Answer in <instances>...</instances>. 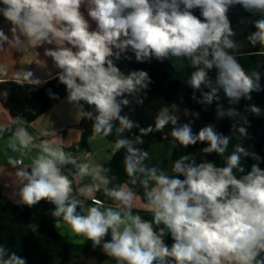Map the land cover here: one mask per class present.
Wrapping results in <instances>:
<instances>
[{
	"label": "clouds",
	"instance_id": "clouds-1",
	"mask_svg": "<svg viewBox=\"0 0 264 264\" xmlns=\"http://www.w3.org/2000/svg\"><path fill=\"white\" fill-rule=\"evenodd\" d=\"M82 2L0 0L5 6L0 8V13L13 25L10 29L13 40L9 43L19 45L22 35L33 46L53 41L59 45L45 54L62 70L59 81L66 85L69 100H83L95 106L94 135L108 136L113 121L119 122L118 133L131 130L133 122L120 115L121 105L129 101L117 98L136 91L137 86L147 87L143 83L146 72H133L127 77L120 73L109 59L114 48L119 50L115 53L119 58L130 47L137 61L169 55L190 58L197 67L189 82L193 89H200L202 84L210 86L206 69L215 67L218 87L204 94L208 103L221 88L231 101L251 99L250 93L259 90V74H246L226 51L236 47L230 39L234 32L227 12L231 5L240 4L247 11L264 13V0H88V15L97 25V30L92 31L80 12ZM197 9L199 16L194 14ZM255 28L250 42L264 46V18L255 21ZM7 40L0 30V41ZM65 42L71 47L64 46ZM201 64L203 67H198ZM31 75L27 72L25 79ZM251 111L258 115L260 109L252 106ZM87 115L91 117V113ZM169 121L176 124L175 117L159 115L155 130H162ZM152 131L151 126L140 128L141 136ZM239 132L245 135L246 129L240 127ZM171 136L184 147L207 141L208 146L203 149L206 153L223 154L229 144V137L216 134L211 126L193 136L186 124L173 128ZM15 138L22 147H27L33 139L24 128L17 129ZM135 143H143L140 136ZM116 148L127 151L125 171L129 177L137 172L145 176L141 184L147 190V207L154 213L152 222L132 214L135 193L126 187L105 189V194L123 207V215L112 208L102 211L103 201L99 199H93L95 206L88 208L87 215L78 214L79 201L70 199L72 181L61 174L59 165L71 163L78 167L80 176L92 175L102 183L107 180L100 175V166L77 165L76 159L62 149L49 147L48 142H44L42 154L33 159L31 172L17 173L27 180L20 191L22 201L28 206L41 200L54 203L53 215L62 217L74 234L91 240L94 247L111 230V240L103 244V251L116 258L118 264L157 261L164 264L166 257L173 258L175 264H264V258L258 259L264 253V170L254 164L241 178L233 174V169L244 171L240 154L248 153L243 147L237 145L222 168L211 162L185 164L188 157H181L172 171L182 174L184 179L163 172L158 174L155 167H146L143 162L148 152L134 147L132 140L118 139ZM150 181L154 186L149 189ZM99 190V184L87 188L88 192ZM153 223L163 224L169 230L174 241L171 248L162 240L164 230L154 231ZM0 264H24V261L13 254L7 260L0 259Z\"/></svg>",
	"mask_w": 264,
	"mask_h": 264
},
{
	"label": "trees",
	"instance_id": "trees-1",
	"mask_svg": "<svg viewBox=\"0 0 264 264\" xmlns=\"http://www.w3.org/2000/svg\"><path fill=\"white\" fill-rule=\"evenodd\" d=\"M3 7L5 6L0 3V8ZM194 14L199 16V10H194ZM227 16L234 32L231 38L242 43V53H247L249 60L255 63L260 77L259 90L250 93L251 99L243 98L239 109L232 110L230 114L224 98L217 100V96H214L211 103L205 101L204 94L208 93V86L202 84L200 89L192 88L183 69L170 63V59L174 56L169 55L163 59L152 56L137 61L135 53L129 47L128 50L119 54V58L114 53L109 59L125 77L133 72H146L147 78L143 83L147 84V87L137 86L136 91L125 93L117 98L129 101L127 105H121L120 115L130 119L133 122V128L118 133L119 122L113 121L112 132L108 136L102 133L100 135L115 143L121 138L132 140L134 147L147 152L157 143L173 146V156L170 157L171 170L175 161L183 156L188 157L185 164L199 165L211 162L218 168L225 167L227 157L235 151L237 145L243 147L248 153V155L240 154V166L244 171L233 169V174L237 178L250 172L254 164L264 170V46L259 43L253 45L249 39L252 33L257 31L255 21L264 18V13L247 11L242 5L234 4L229 7ZM233 56L241 65V56L238 54ZM206 71L210 77L217 70L213 67ZM68 94L66 85L59 81V75L41 83L1 81L0 102L14 121L7 128L0 129V140L15 137V132L19 128H29L31 122ZM79 102L85 109L84 116L78 124L81 131L79 145L87 149L88 140L94 135L93 125L97 112L94 105H88L83 100ZM171 105L195 111L202 121L213 125L212 128L216 134L229 137L226 151L223 154L204 152L203 149L208 146L207 141H197L195 145L187 147L181 146L171 136L173 128L183 126L178 120L175 125L169 121L162 130H155L156 118L164 108ZM252 106L260 109L258 115L251 111ZM87 113H91V117ZM18 119H23L25 125ZM149 126L153 128V131L141 136L140 128ZM240 127L246 129L245 135L239 132ZM191 132L193 136L198 135L192 128ZM137 136L141 137L143 143H135ZM56 148L62 149L76 159L77 165L81 164L75 147L56 146ZM126 155L125 148L117 150L104 170V174L116 188H119L122 183L133 181L136 176L129 177L125 171ZM59 167L61 174L68 178L79 175L78 167L71 163L59 165ZM28 170L31 172V167ZM177 175L180 179H184L182 174L172 171L171 177ZM145 200H147L146 197ZM55 209L56 205L48 200H41L33 206L25 203L17 205L0 192V249L3 250L0 259L7 260L14 254L23 260L24 264H64L76 255H89L102 248V241L100 245L94 247L93 242L88 239L84 243L65 240L56 227L58 222H65L62 217L53 215ZM163 242L169 248L174 243L169 230ZM260 258H264V253L260 254L258 259ZM113 260L117 261L114 257ZM164 264H175V261L171 257H166Z\"/></svg>",
	"mask_w": 264,
	"mask_h": 264
},
{
	"label": "crops",
	"instance_id": "crops-1",
	"mask_svg": "<svg viewBox=\"0 0 264 264\" xmlns=\"http://www.w3.org/2000/svg\"><path fill=\"white\" fill-rule=\"evenodd\" d=\"M81 14L85 20L88 21L89 30H97L96 22L92 20L88 15V12H81ZM0 16V30H2L4 35L8 37L7 41H0V82L9 80L21 83H41L58 76L62 72V70L57 67L53 58L45 54L46 50H56L59 47L55 41L51 44L44 42L33 46L29 43L26 37L21 35V43L19 45L9 43L13 40V33L10 31L13 25L3 17L2 13H0ZM17 34L19 35V33ZM64 46L71 47V45H68L66 42ZM240 47L242 48V43H240ZM73 51H75V49H73ZM118 51V49H113V53ZM229 54H238L241 56V62L244 60L251 64H255L249 60L247 57L248 54L242 53L241 50H238L235 53L229 52ZM27 72H31L32 75L28 79H25V74ZM68 97L69 94L38 116L29 124V128L24 127L33 138L32 142L27 147H22L15 137L0 140V192L13 203L17 205L24 204L20 191L27 183V180L18 176L17 173L19 171L29 172L28 169L32 166L33 159L42 154L44 142H48V146L52 148H56V146H73L76 149V154L81 164L86 163L90 168L100 166V175L107 180V183H102L98 179L94 180L92 175H74L69 178V180L72 181L73 191L77 193L79 198V204L76 209L77 213L87 215L85 209H82L83 206L81 205L82 207H80L81 202L86 199H89L91 203L93 199L103 201L102 211L107 208H112L115 211L124 212L123 207L117 201L105 194V189H119L121 187L129 189L128 186L125 183H122L119 188H116L111 184L110 179L107 176H103L102 173L112 155L117 151L116 143L107 140L103 135L99 134L93 135L89 138L87 149L82 148L79 145L81 131L78 124L84 116L85 109L79 101H70ZM178 109L191 112L187 109L185 110L183 107H178V105H171L170 107L163 109L159 115L168 114L169 116H174ZM18 120L25 125L23 119ZM176 120L181 123L179 119ZM13 121V117L0 102V129L7 128ZM211 127H213L212 124ZM164 148L172 151L173 146H166L164 144ZM156 155H160L158 151H156ZM21 160L23 161L22 164L16 163V161ZM138 178L139 180H143L145 176L144 174H138ZM94 184H99L100 190L88 192L87 188ZM81 189H85V191L81 192ZM145 202L146 201H143L141 197L138 195L136 197L135 195L133 199V207L131 209L132 214L139 215L142 220L152 222L154 213L147 207ZM56 227L59 233L67 241L84 243L87 239L83 235L74 234L66 223L59 222V226L56 225ZM160 229L164 230V235L162 237L163 240L168 229L163 224L156 225L153 223L154 231L159 232ZM110 240L111 230H109V233L101 241L102 244H104ZM102 257H108L109 264L114 261L113 257L108 256L103 251L102 246V248L95 253L84 256L76 255L72 257L69 262L64 264H79L89 261L98 263V260ZM78 258H83V260L77 262ZM114 263L118 264L117 261H114Z\"/></svg>",
	"mask_w": 264,
	"mask_h": 264
},
{
	"label": "rangeland",
	"instance_id": "rangeland-1",
	"mask_svg": "<svg viewBox=\"0 0 264 264\" xmlns=\"http://www.w3.org/2000/svg\"><path fill=\"white\" fill-rule=\"evenodd\" d=\"M89 7H90V5L88 3V0H83L82 4L80 6V12H85V11L88 12ZM230 39L235 43L236 47L234 49H226V51L231 52V53H235L238 50L242 51V48L240 47L241 42L237 43L239 41L236 39H232L231 37H230ZM171 64L175 67H179V68L181 67L189 82H190L192 74L197 70V67H194L192 65L190 58L184 57V56L173 57L171 59ZM202 66L203 65L201 64L198 67H202ZM241 67L244 69L246 74H248L249 76H252L253 73H257L256 65L251 64L248 61L242 60ZM215 77H216V72L209 77V79L211 80V85L208 86V93L211 92L212 87L217 86L215 84ZM253 79L255 80V77H253ZM216 96H217V100H219L221 98H224L226 100L228 110H238L240 105H241L242 99H243V98H241L239 101H231L225 95L222 88L219 89ZM178 107H181V106H178ZM184 109L186 110V108H184ZM187 110H189L191 112L178 109V111H176V113L174 114L173 117H175L176 119H179L182 124L189 125L197 134L199 133V131L201 129H203L207 126H211V123L202 121L195 111L190 110V109H187ZM182 116H184V117H182ZM171 144H173V143H171ZM173 145L177 146L176 144H173ZM156 151H158V153L160 155L157 156ZM172 156H173V152L164 148V143H157V144H154L150 148V150L148 151V158L146 160H144L143 163L148 168L155 167L158 171V174L160 172H163L165 175H168L171 177V173H172L171 164L172 163H170V157H172ZM102 173H103V176L106 177V175L104 174V171ZM138 174L143 175V174L137 172V175L134 178V180L136 181L135 183H133V181H129V182H125V184L128 186V188L133 193H135L136 197L138 195L139 197H141L143 199V201H146L145 203L147 204L148 200H144L145 197L147 199V196L145 194L147 190L141 184V180H139ZM153 183L154 182H152V181L149 182V186H148L149 189L151 187H153ZM92 206H95V205H93V203H91V201L89 199H86L85 201L81 202V204H80V207H82V209H85L86 212L88 211V208H90ZM121 214L123 215V212H121ZM82 260H83V258H78L77 262H80ZM69 264H73V263H69ZM79 264H109V258L108 257H102L101 259L98 260V263L93 262V261L92 262L89 261L86 263H79ZM110 264H115V263H114V261H112Z\"/></svg>",
	"mask_w": 264,
	"mask_h": 264
},
{
	"label": "built area",
	"instance_id": "built-area-1",
	"mask_svg": "<svg viewBox=\"0 0 264 264\" xmlns=\"http://www.w3.org/2000/svg\"><path fill=\"white\" fill-rule=\"evenodd\" d=\"M70 199H75L78 201L79 198H78V195L75 191H72V193L70 194Z\"/></svg>",
	"mask_w": 264,
	"mask_h": 264
}]
</instances>
